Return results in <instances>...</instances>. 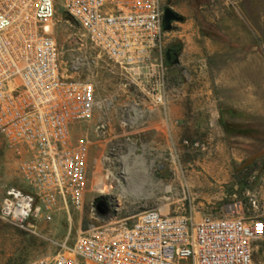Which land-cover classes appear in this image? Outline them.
Listing matches in <instances>:
<instances>
[{
	"label": "rangeland",
	"instance_id": "1",
	"mask_svg": "<svg viewBox=\"0 0 264 264\" xmlns=\"http://www.w3.org/2000/svg\"><path fill=\"white\" fill-rule=\"evenodd\" d=\"M161 3L183 17L165 32L162 86L157 74L132 77L58 10L52 31L60 64L93 83L100 106L74 129L75 139L89 142L88 183L80 207L61 203L49 221L23 228L0 214V264L67 252L81 234L111 233L152 208L194 220H264V0ZM179 45L174 63L166 52ZM253 74L256 114L246 98ZM209 90L215 101L202 100ZM101 121L108 123L106 136L96 130ZM20 159L0 134V206L8 186L24 185ZM101 197L112 206L104 216L96 208ZM254 257L264 264V236L254 243Z\"/></svg>",
	"mask_w": 264,
	"mask_h": 264
},
{
	"label": "built area",
	"instance_id": "2",
	"mask_svg": "<svg viewBox=\"0 0 264 264\" xmlns=\"http://www.w3.org/2000/svg\"><path fill=\"white\" fill-rule=\"evenodd\" d=\"M60 7L132 77L157 74L160 86L165 79L161 0H0V134L21 158L24 183L7 187L0 214L23 228L51 220L61 203L80 207L88 183L89 142L75 139L74 129L100 106L93 83L60 64L52 31ZM96 130L106 136L108 123ZM263 236L259 218L194 220L152 208L130 225L81 234L67 252L24 264H263L254 257Z\"/></svg>",
	"mask_w": 264,
	"mask_h": 264
},
{
	"label": "water",
	"instance_id": "3",
	"mask_svg": "<svg viewBox=\"0 0 264 264\" xmlns=\"http://www.w3.org/2000/svg\"><path fill=\"white\" fill-rule=\"evenodd\" d=\"M183 17L174 9H172L171 7H166L164 9V27L165 30H170L172 28V23L174 21H178V20H182ZM166 55L168 56V60H170V55L171 52L168 50L166 52ZM179 60V56L177 55L173 62L174 63H178ZM111 203L109 202V200L105 199L104 197H101L100 199L97 200L96 202V208L98 210V213L102 216L107 215L110 210H111Z\"/></svg>",
	"mask_w": 264,
	"mask_h": 264
},
{
	"label": "crops",
	"instance_id": "4",
	"mask_svg": "<svg viewBox=\"0 0 264 264\" xmlns=\"http://www.w3.org/2000/svg\"><path fill=\"white\" fill-rule=\"evenodd\" d=\"M249 78L250 79L252 78V83L254 84V90H252V92L248 93L246 98H247V100L253 101L251 111L253 114H256V103H255L256 102V75H254V74L250 75ZM204 93H207V94L202 96V100H208V101H215L216 100L215 94L213 92H211V90L204 92ZM219 117H220V113L218 114V118Z\"/></svg>",
	"mask_w": 264,
	"mask_h": 264
},
{
	"label": "flooded vegetation",
	"instance_id": "5",
	"mask_svg": "<svg viewBox=\"0 0 264 264\" xmlns=\"http://www.w3.org/2000/svg\"><path fill=\"white\" fill-rule=\"evenodd\" d=\"M169 51L171 52L170 60L175 58L178 55V53L175 51L174 48L169 49ZM167 59H168V56H167Z\"/></svg>",
	"mask_w": 264,
	"mask_h": 264
},
{
	"label": "trees",
	"instance_id": "6",
	"mask_svg": "<svg viewBox=\"0 0 264 264\" xmlns=\"http://www.w3.org/2000/svg\"><path fill=\"white\" fill-rule=\"evenodd\" d=\"M172 48H174L177 53H179V51L181 50V46L180 45L179 46H173ZM220 121H222V120H220ZM222 123H223V121H222Z\"/></svg>",
	"mask_w": 264,
	"mask_h": 264
},
{
	"label": "bare ground",
	"instance_id": "7",
	"mask_svg": "<svg viewBox=\"0 0 264 264\" xmlns=\"http://www.w3.org/2000/svg\"><path fill=\"white\" fill-rule=\"evenodd\" d=\"M137 117V116H136ZM123 175H126V168L123 169V172H122ZM120 186L123 187V183L120 182ZM125 188V187H124Z\"/></svg>",
	"mask_w": 264,
	"mask_h": 264
}]
</instances>
